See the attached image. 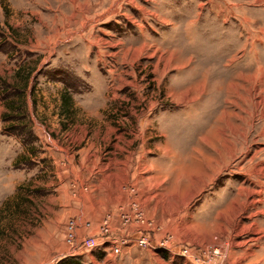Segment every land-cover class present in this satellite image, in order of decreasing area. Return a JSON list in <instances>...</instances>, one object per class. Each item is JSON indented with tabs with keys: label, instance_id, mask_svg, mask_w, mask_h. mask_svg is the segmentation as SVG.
<instances>
[{
	"label": "rangeland",
	"instance_id": "1",
	"mask_svg": "<svg viewBox=\"0 0 264 264\" xmlns=\"http://www.w3.org/2000/svg\"><path fill=\"white\" fill-rule=\"evenodd\" d=\"M205 155L219 171L190 198L175 254L104 260V246L66 243L68 161L89 190L92 160L184 181L207 176ZM241 189L223 244L195 241L226 223L203 213ZM182 247L264 264V0H0V264H201Z\"/></svg>",
	"mask_w": 264,
	"mask_h": 264
},
{
	"label": "crops",
	"instance_id": "2",
	"mask_svg": "<svg viewBox=\"0 0 264 264\" xmlns=\"http://www.w3.org/2000/svg\"><path fill=\"white\" fill-rule=\"evenodd\" d=\"M170 150L174 149L170 148ZM128 159L126 157L125 160L90 161V167L96 168L97 171L95 173L97 176L93 180V183L90 184L89 190L83 187L84 180L82 179L81 170L84 166L81 165L80 169L78 166L73 165L71 161H68V175L73 181L79 182V187L76 189V193H74L73 205L69 209V216L77 218L82 223L91 221L96 230L102 218L109 211L125 204L131 197H134L132 192L129 193L130 190H127V186H136V198L145 209L148 217L157 226H160L158 235L161 237L166 234H172L180 244L189 243V224H193V220L189 223V213L185 208L189 205V200L193 194L199 192L205 186L207 180L213 176L212 174L219 171L218 158L216 159L212 155H205V158L198 160L195 164H198L202 168L201 171H204L206 167L208 169L207 176L197 180L185 178L183 179L184 181L179 180L180 178L178 177L162 179L155 174L136 177L134 172H130L131 164ZM144 160V155L137 156L136 158L138 163ZM250 190L241 189L235 194H231L232 196L229 198L225 197L221 199L218 206L210 208V212H204L203 215L212 214V211L217 212V215H225L226 223L224 226L219 223L212 230L205 231L203 229V231H200L194 237V240L203 244L215 243L222 245L226 238L227 223L235 221L238 216L243 214V211L247 210V203L239 201L237 195H242L244 191L250 197ZM115 224L117 225L118 222L116 221ZM94 229L92 230L93 232H95ZM80 231L82 234L86 232L83 228ZM204 232H207L208 236ZM142 249L153 250L152 248ZM172 254H175V252L170 253V255ZM114 258L117 257H114L108 251L104 260Z\"/></svg>",
	"mask_w": 264,
	"mask_h": 264
},
{
	"label": "built area",
	"instance_id": "3",
	"mask_svg": "<svg viewBox=\"0 0 264 264\" xmlns=\"http://www.w3.org/2000/svg\"><path fill=\"white\" fill-rule=\"evenodd\" d=\"M134 198L131 199L128 206L121 207L117 214L108 213L98 224L96 230L91 221L80 222L77 218L68 220L66 228V243L71 247L82 246L85 249H93L98 246H104L114 257L120 256L133 247L152 248L167 253H173L177 242L172 234L159 236L160 226H157L150 219L136 198L137 189L134 186L129 187ZM119 220L118 226L115 222ZM85 229V234L81 229ZM95 232H91L92 230ZM180 255L189 258L193 257L195 261L201 264H216L217 257L224 256L218 247L203 249L201 258L198 255L189 253V248H181Z\"/></svg>",
	"mask_w": 264,
	"mask_h": 264
},
{
	"label": "trees",
	"instance_id": "4",
	"mask_svg": "<svg viewBox=\"0 0 264 264\" xmlns=\"http://www.w3.org/2000/svg\"><path fill=\"white\" fill-rule=\"evenodd\" d=\"M71 101H72L71 100V96H69L68 94H64L63 95V102L65 103V105H68ZM73 264H80V263L79 262H75Z\"/></svg>",
	"mask_w": 264,
	"mask_h": 264
}]
</instances>
